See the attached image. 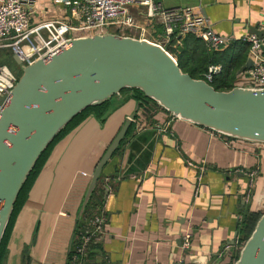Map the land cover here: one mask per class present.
<instances>
[{
	"label": "crops",
	"instance_id": "1",
	"mask_svg": "<svg viewBox=\"0 0 264 264\" xmlns=\"http://www.w3.org/2000/svg\"><path fill=\"white\" fill-rule=\"evenodd\" d=\"M156 1L192 7L233 42L264 32V0ZM66 14L53 0H35L29 16L37 23ZM137 23L142 37L159 38V26L141 17ZM107 32L140 38L139 29ZM8 53L0 50V63L7 64ZM110 106L104 119L87 115L52 148L17 213L5 264H68L92 173L132 113L129 135L103 167L101 192L93 197L105 214L104 234L82 264H176L185 256L186 227L193 235L185 264H234L247 240V214L264 211V145L225 139L181 118L159 131L168 113L132 91L114 96ZM139 132L145 134L138 139Z\"/></svg>",
	"mask_w": 264,
	"mask_h": 264
},
{
	"label": "water",
	"instance_id": "2",
	"mask_svg": "<svg viewBox=\"0 0 264 264\" xmlns=\"http://www.w3.org/2000/svg\"><path fill=\"white\" fill-rule=\"evenodd\" d=\"M12 59L21 74L0 111V243L22 186L52 140L81 111L124 89H137L168 114L200 127L264 145V88L216 90L183 72L165 47L148 39L106 32L71 38L32 64H22L16 54ZM252 64L247 57L236 74ZM134 118L127 117L98 161L77 220ZM234 264H264V211Z\"/></svg>",
	"mask_w": 264,
	"mask_h": 264
},
{
	"label": "built area",
	"instance_id": "3",
	"mask_svg": "<svg viewBox=\"0 0 264 264\" xmlns=\"http://www.w3.org/2000/svg\"><path fill=\"white\" fill-rule=\"evenodd\" d=\"M53 2L67 10L65 17L31 23L29 15L35 0H0V50L11 51L19 57L22 64L28 65L49 58L71 38L103 34L110 27L118 30L139 29L140 38H144L137 23L139 17L149 21L153 27H160L159 38L152 42L163 47L172 42L175 45L180 44L179 39L187 34L201 39L209 50L214 51L227 48L234 40L232 37L216 33L206 17L194 12L190 6L164 8L156 0H53ZM240 40L249 44L248 57L252 59L253 64L249 69L236 74L233 86L262 89L264 32L260 36L252 34ZM220 71V64H211L204 72L203 79L211 83L213 77ZM16 79L10 67L0 63V111ZM178 118L168 114L166 124L160 127L159 131L168 132L170 122ZM222 136L225 139L230 138ZM198 169L202 171L203 167L200 165ZM105 223L102 207H97L83 216L82 229L72 237L68 264H82L83 257L104 234ZM192 235L189 227L181 233L180 248L185 256L176 264H185L183 261L189 255Z\"/></svg>",
	"mask_w": 264,
	"mask_h": 264
},
{
	"label": "trees",
	"instance_id": "4",
	"mask_svg": "<svg viewBox=\"0 0 264 264\" xmlns=\"http://www.w3.org/2000/svg\"><path fill=\"white\" fill-rule=\"evenodd\" d=\"M165 48L171 55L175 57L177 64L181 68V70L183 72L188 73L193 78L203 79V74L209 65L220 64L221 71L219 74L213 77V80L210 84L216 90H228L233 87V82L236 77L237 70L240 68L241 65H243L246 58L248 57L249 44L247 42L239 40L236 42H232L227 48L223 50L214 51L209 50L201 39L195 37L192 34H187L184 36L180 44L175 45L174 42H172ZM7 55L9 57V53ZM122 91L131 90L124 89ZM132 91L135 97L142 98L148 102H152L151 100L146 99L141 91L137 89H132ZM108 105L109 101H106L100 105L87 107L86 109L81 111L78 115L73 117V119L64 127V129H62L57 134V136L52 140V142L41 154L33 169L31 170L30 174L28 175L15 201L11 217L9 219L8 225L5 229L3 238L0 243V264H5L7 245L17 213L19 212L36 175L38 174L43 163L49 156L54 145L67 133H69L70 130L77 126L79 122L84 119L87 115L91 114L96 118H100L107 110ZM101 179L102 176L99 177L96 186L92 191L80 218L76 221L73 236L79 233V231L82 229L83 216L87 213H90V211L95 210V208L101 207L98 204V201L93 199L94 195L101 192ZM261 214L262 213L260 212H249L247 214L244 226L245 240L247 239V237L250 236V234L254 230L256 222L258 221ZM90 251L92 250L90 249Z\"/></svg>",
	"mask_w": 264,
	"mask_h": 264
},
{
	"label": "rangeland",
	"instance_id": "5",
	"mask_svg": "<svg viewBox=\"0 0 264 264\" xmlns=\"http://www.w3.org/2000/svg\"><path fill=\"white\" fill-rule=\"evenodd\" d=\"M7 65L10 67V69L12 70V72L14 73V75L16 76V78H18L20 76V74H21L20 73V69H19V66L14 63V61L12 59V56L8 57V59H7Z\"/></svg>",
	"mask_w": 264,
	"mask_h": 264
}]
</instances>
